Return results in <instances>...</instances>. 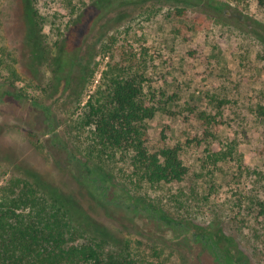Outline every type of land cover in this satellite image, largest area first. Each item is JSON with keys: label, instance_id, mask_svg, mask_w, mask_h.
<instances>
[{"label": "rangeland", "instance_id": "1", "mask_svg": "<svg viewBox=\"0 0 264 264\" xmlns=\"http://www.w3.org/2000/svg\"><path fill=\"white\" fill-rule=\"evenodd\" d=\"M31 1L43 18L40 49L27 43L26 31L34 20ZM131 1L144 2L128 8L126 19L114 25V16L92 21L110 0H0V91L19 90L29 97L0 100V198L28 169L50 189L62 185L74 191L76 201L96 220L94 231L106 240V249L123 259L219 264L192 240L194 230L219 244L227 264H264V214L258 207L264 198V118L257 114L264 105V8L257 0ZM176 5L187 8L182 18L174 15ZM140 28L164 46L154 79L175 95L168 112L145 123L148 146L151 151L177 149L188 173L180 182L153 190L131 183L132 168L122 154L107 161L92 158L91 167L109 188L107 200L76 161L88 160L85 144L90 140L88 131L79 128L80 117L101 82L104 45ZM65 40L71 41L65 54L80 40L87 44L74 54L70 89L61 83L58 94H48L55 56L62 55L56 46ZM98 60L101 65L93 72ZM34 98L51 107L52 127L33 105ZM215 116L222 126L208 125L207 118ZM54 134L58 138L51 142ZM211 141L235 142L248 157L249 170L242 173L232 160L207 164ZM129 198L159 206L188 223L189 231L129 207Z\"/></svg>", "mask_w": 264, "mask_h": 264}, {"label": "trees", "instance_id": "2", "mask_svg": "<svg viewBox=\"0 0 264 264\" xmlns=\"http://www.w3.org/2000/svg\"><path fill=\"white\" fill-rule=\"evenodd\" d=\"M110 1V5L92 20L94 24L108 17V20L116 17L114 25L119 24L126 19L124 15L128 8L144 2ZM257 2L264 8V0ZM30 6L34 25L26 31L27 43L32 49H40L42 41L38 26H41L43 18L34 10L32 1ZM175 9L177 13L174 15L178 18H182L187 10L179 5ZM35 34L39 42L35 41ZM62 43L56 46V51L59 50L62 55L55 56L53 75L48 84V94L51 91L52 95L58 94L61 83H64L65 91L70 89L74 82V54H78L87 41L84 43L80 40L76 51L72 48L71 54L66 53L69 55L65 54L64 47H70L71 41ZM163 47L144 28H140L133 32L125 31L124 35L112 39L104 45L105 52L99 55L107 59L102 69V79L98 89L89 95L83 106L79 123L82 133H89L90 140L85 144L88 160L76 161L86 170L88 183L93 182L107 200L109 188L100 182L91 167L89 160L92 158L107 161L122 154V159L132 168L129 177L131 183L149 186L153 190L161 189L163 183L180 182L188 173L177 149L166 147L151 151L148 146L150 135L145 123L168 112L175 99L165 85H156L154 79L160 58L164 56ZM99 65L98 60L93 72ZM9 82L15 84L12 79ZM5 96L16 100L29 98L19 90L0 91V100ZM33 105L43 113L49 125L53 116L51 107L43 105L37 98H34ZM257 114L264 118V105L259 106ZM207 120L209 126L220 127L224 124L217 116ZM57 138V134H54L50 141L54 142ZM61 148L68 157H74L66 146ZM206 153L205 162L209 165L217 166L232 160L238 163L242 173L249 170L248 157L239 151L235 142L211 141ZM17 182L10 187L12 190L9 194L0 198V264H137L106 249V240L94 231L98 227L96 220L76 201L74 191H67L62 185H58V189H50L42 184L35 171L28 169ZM129 200V207L147 211L168 227L189 231L188 223L172 218L159 206L145 200ZM258 207L263 215L264 198L259 199ZM192 240L211 251L219 264L228 263L219 244L211 236L193 230Z\"/></svg>", "mask_w": 264, "mask_h": 264}]
</instances>
